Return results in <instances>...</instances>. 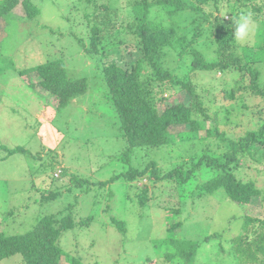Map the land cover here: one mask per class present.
Wrapping results in <instances>:
<instances>
[{
    "label": "rangeland",
    "instance_id": "rangeland-1",
    "mask_svg": "<svg viewBox=\"0 0 264 264\" xmlns=\"http://www.w3.org/2000/svg\"><path fill=\"white\" fill-rule=\"evenodd\" d=\"M32 1L40 8L36 18L26 19L21 5L6 15V21L0 18V145H21L26 150V153H15L6 159L0 157V222H3V230L7 234L24 233L45 214L62 216L71 210L77 222L89 216L92 220L63 233L64 264H70L72 257H80L85 264H176L165 259L167 253L174 252L173 240L200 244L193 264H246L230 241L233 235L241 232L245 211L219 191L206 193L203 200L193 204L192 193L201 192L199 180L195 178L184 185L171 179L162 182L154 191L163 196L150 199L149 204L142 207L144 215L140 214L141 210L132 214L128 209V182L122 177L108 187H97L90 193L86 187L71 180L77 175L90 181H106L131 164L142 167L151 158L165 169L185 166L194 154L205 148L215 153L227 148L228 140L211 135L208 129L217 127L227 138L237 139L255 127L253 122L260 115L264 117V113L259 115L257 107L264 106V99L239 90L250 82L247 73L230 71L222 75L216 70L190 73L192 47L201 50L209 59L216 57L214 17L211 15L209 20H202L197 27L194 18L198 23L203 15L191 14L190 8L175 15L178 32L180 35L187 32L190 42L181 55L169 46L168 54L163 58L164 68L172 71L176 78H193L196 91L210 115L205 120V129L199 132V139L183 141L177 137L171 144L152 149L148 156L139 150L127 159L122 155L125 141L120 136L116 111L112 101L104 96L107 84L103 66L105 61L123 63L129 58L125 52L134 50L136 56L141 54L136 50L139 49L136 47L138 35L130 26L137 18L136 0ZM249 2L221 0V13L226 19L229 6L233 12L251 17L247 38L236 40L238 53H242L244 45L255 50L259 49V44L264 47V40L260 38L264 12L260 20L254 19ZM102 3L109 6L106 16L99 14ZM256 3L261 4V1ZM156 9L152 6L150 18L164 21L163 13L160 11L158 18ZM211 9L207 7L205 13ZM94 25L107 27L108 45L104 54H89L80 44L79 38L89 43ZM196 31L198 35H194ZM121 49L126 50L122 53ZM60 57L65 61L68 75L87 77L89 88L87 93L56 110L51 107L50 101L56 103L53 96L43 90L38 91L42 93L39 95L28 85L36 84L40 77L35 72L19 74L18 70ZM254 65L261 71L259 81L264 85V61ZM230 90H235L234 99L227 95ZM164 92L170 103L185 99V94L176 85ZM240 97L242 99H238ZM243 102L250 106H246L244 113ZM54 157L59 162L56 168L62 166L65 170L57 179L50 177L51 172L56 171V168L51 170ZM236 172L244 179H254L264 192V157L258 162L248 159ZM56 191L59 194L55 199H42L43 194ZM258 203L257 199L252 203L253 207ZM12 210L14 212L10 214ZM246 212H249V206H246ZM113 213L127 221L126 234L110 224L109 217ZM175 222L179 226L168 231ZM0 264L25 263L20 254H15L2 259Z\"/></svg>",
    "mask_w": 264,
    "mask_h": 264
},
{
    "label": "trees",
    "instance_id": "trees-1",
    "mask_svg": "<svg viewBox=\"0 0 264 264\" xmlns=\"http://www.w3.org/2000/svg\"><path fill=\"white\" fill-rule=\"evenodd\" d=\"M89 1L94 2V0ZM256 1L250 0L248 4L252 7V17L260 20L264 12V0H260L261 4ZM18 5L23 7L26 19H34L40 14V8L32 0H0V18L6 21V15L13 13ZM152 6L157 7L155 10L157 16L160 11L163 13L164 21L150 18ZM207 7L212 8L209 13H205ZM99 8L102 9L99 10L100 16H106L105 12L109 6L102 3ZM189 8L191 14L197 12L198 16L203 15L199 17L198 23L194 18L197 27L202 20H209L211 15L214 17L216 26L214 40L217 52L214 59H209L201 50L192 47L189 55H193L190 73L211 70L219 71L222 75L230 71L247 73L250 82L239 87V90L249 91L250 94L264 99V85H261L259 81L261 71L254 65L258 61H264V47L259 44V49L255 50L250 45H244L242 53L237 52L238 43L234 33L237 23L241 20L240 12H233L229 6L227 9L229 15L226 19L221 13V0H192L191 3L186 0H136L134 10L137 12V18L130 26L134 27L138 35L136 47L139 49H135L141 51V54L136 56L134 50L125 52L126 49H121V52H125L129 58L126 55L127 59L121 64L105 61L103 66L104 80L107 84L104 96L112 101L117 114L118 129L122 132L120 136L125 141L122 154L124 158L131 159L132 155L139 150L148 156L152 149L171 144L177 137L183 141L199 139V132L205 129V120L210 118L202 98L196 91L193 78L189 77L187 80L176 78L172 71L163 66V58L167 56L169 46L177 49L179 55L186 51L185 48L190 42L189 35L187 32L180 35L176 28L175 15ZM106 29L107 27L94 25L91 28L89 45L79 38L83 50L89 54L101 52L104 54L108 45ZM194 35H198V32L196 31ZM260 38L264 40V28L260 32ZM1 41L0 37V44ZM18 72L24 75L35 72L40 80L36 84L32 82L28 85L32 89L35 88L39 95L42 93L38 91L43 90L53 96L56 103L50 101L51 107L56 110H61L75 98L87 93L89 88L87 77L68 75L62 57L18 70ZM173 85L183 91L185 99L172 103L168 101L169 96L164 91ZM227 95L234 99L235 90L227 91ZM242 105L243 113L247 109L246 106L250 108L244 102ZM257 107H259V115L264 113V106ZM217 115L218 112L213 117L215 122ZM253 124L254 128L237 139L227 138L224 131L217 127L208 129L211 135L228 140L227 148L219 153L210 152L205 148L194 154L185 166L181 164L165 169L159 166L157 160L151 158L142 167L131 164L125 171L114 174L106 181H90L77 175H74L71 180L80 187H86L87 192H91L97 187L106 188L111 182L122 177L128 182V209L132 214L141 210L140 214L144 215L142 207L147 206L150 199L163 196L154 191L162 182L171 179L184 185L195 178L199 180L198 189L201 192L192 193L194 194L192 195L193 204L203 200L206 193L219 191L243 208L245 215H243L241 232L233 235L230 241L235 252L245 259L244 263L264 264V192L257 186L254 179H244L236 172L240 164L248 159L258 162L264 157V117L260 115ZM173 128L178 130L172 131ZM0 152V157L6 159L15 153H26V150L21 145L9 147L1 144ZM55 159L54 157L55 167L53 165L51 170L59 166V162ZM64 172L62 166L58 167L54 174L51 172L50 177L57 179L56 177ZM58 194L57 191L43 194L42 199L45 201L55 199ZM109 197L112 196L109 194ZM109 197L107 199H110ZM257 199L259 205L253 207L252 203ZM246 206H249V212H246ZM169 210L175 211V209ZM13 212V210L10 211V214ZM110 215V224L119 232L126 234L127 221L114 213ZM206 218L209 219L208 214ZM90 220H92L91 216L77 222L71 210L62 216L57 213L45 214L29 231L14 234H7L3 230V222H0V261L20 254L25 264H64L62 262L64 250L61 246L63 233L80 228ZM178 226V222L172 223L168 231ZM172 244L175 245L174 252L167 253L166 260L174 261L176 264L195 262L194 258L200 244L187 240L177 242L173 240ZM70 264L85 263L80 257H72Z\"/></svg>",
    "mask_w": 264,
    "mask_h": 264
},
{
    "label": "clouds",
    "instance_id": "clouds-1",
    "mask_svg": "<svg viewBox=\"0 0 264 264\" xmlns=\"http://www.w3.org/2000/svg\"><path fill=\"white\" fill-rule=\"evenodd\" d=\"M251 17L250 15H242L240 22L235 27V39L237 41H244L250 31Z\"/></svg>",
    "mask_w": 264,
    "mask_h": 264
}]
</instances>
